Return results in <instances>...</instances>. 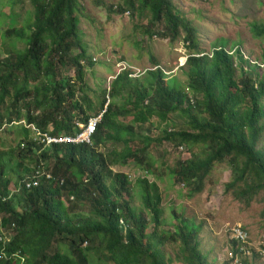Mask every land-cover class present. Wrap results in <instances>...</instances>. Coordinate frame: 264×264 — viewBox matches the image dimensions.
Instances as JSON below:
<instances>
[{
    "label": "trees",
    "instance_id": "16d2710c",
    "mask_svg": "<svg viewBox=\"0 0 264 264\" xmlns=\"http://www.w3.org/2000/svg\"><path fill=\"white\" fill-rule=\"evenodd\" d=\"M8 1L13 8L21 0ZM27 1L32 9L29 23L16 27V15L11 13L5 31V38L24 48L12 50L14 54L6 51L8 56L0 61V127L15 126L11 133L22 141L15 147L16 156L2 155L0 200L9 196L11 182L17 186L22 180H36L38 187L0 202V264H20L15 255H21L25 264H167L161 248L167 242L180 244L182 264H207L199 250L200 226L184 221L173 233L159 231L164 220L157 182L147 176L137 180L145 209L137 212L125 197H131V180L112 168L132 160L150 173L156 164L147 161L153 142H169L183 150L201 148L199 155L177 161L170 172L173 181L187 187L190 196L201 194L214 168L228 162L233 179L226 192L249 206L264 191V148H260L264 75L255 77L257 66L239 48L229 54L226 43L215 47L211 56L200 52L194 29L171 0H123V7L115 8L94 0L109 13L148 17L144 35L149 40L174 43L184 33L189 53L183 70L186 86L164 74L152 59L154 70L137 78L129 71L119 73L108 92L101 90L97 103H92L84 93L85 70L94 62L80 28L84 10L80 0ZM156 25H162V31L154 34L151 27ZM252 31L257 38L264 34L257 26ZM68 65L73 77L59 74ZM101 112L91 145L41 149L26 126L11 125L22 120L51 137H73L80 132L79 123ZM176 113L188 119L187 129L164 130L157 140L149 135L152 118L166 123ZM128 117V123L120 121ZM142 132V146L132 150L130 144ZM109 142L121 150L101 152L99 148H107ZM84 204L86 214L79 208ZM150 225L154 230L147 233ZM6 235L12 238L9 243ZM230 243L238 253V243Z\"/></svg>",
    "mask_w": 264,
    "mask_h": 264
},
{
    "label": "rangeland",
    "instance_id": "374dc122",
    "mask_svg": "<svg viewBox=\"0 0 264 264\" xmlns=\"http://www.w3.org/2000/svg\"><path fill=\"white\" fill-rule=\"evenodd\" d=\"M105 1L114 8L123 7V0ZM80 2L84 9L80 28L84 33L87 53L94 62L91 68L86 67L84 76L88 87L84 93L92 103H97L101 90L108 92L111 82L121 68L126 67L133 75L141 76L145 71L154 69L152 59L157 62L164 74L174 76L182 86L187 85V76L183 72L186 67L182 68L180 65L189 53L188 44L182 40L184 33L180 32L182 38L174 43L155 37L149 40L144 35V30L148 27V17L140 18L132 13H109L106 7H98L94 0ZM171 2L179 15L194 29L200 52L210 55L215 47L226 43L225 49L229 54H233L239 48L245 59L253 66H257L255 77L264 75V34L257 38L252 31L254 26L264 30V0H171ZM31 11L27 0H21L13 8L10 7L8 0H0V61L8 56L6 51L14 54L12 50L24 48V45L17 43L16 40L5 38V31L10 26L8 20L12 16L9 15L11 13L16 15V27L20 28L29 23L32 18ZM151 31L154 34L161 32L162 25L151 27ZM59 74L73 77L74 70L68 65L59 71ZM235 75L238 79L239 69ZM191 93L190 96L196 99ZM130 119L131 117H128L120 121L126 124ZM187 122L188 119L181 113L170 115L167 124L152 118L147 124L151 130L149 135L157 140L163 137L164 130L187 129ZM15 130V126L0 127V161L5 158L2 156L5 154L16 156L15 147L22 141L11 133ZM142 136H145V132L141 133L136 142L130 144L132 150L142 146L140 141ZM121 148L122 146H114L109 142L107 148L100 147L99 150L108 153L111 149L120 151ZM260 148H264V135ZM147 152L149 153L147 161L156 162L150 173L132 160H128L123 167L112 168L113 171L129 176L134 188L131 197H125L130 200L137 212L142 210L145 212V209L135 183L140 177L147 176L150 182H157L163 198L164 224L159 231L173 233L181 222H193L200 226L199 250L207 264H234L230 259V253L233 256L235 254L229 240L228 229L240 225L248 233L245 245L248 252L237 256V264H264V191H261L249 206L236 199L232 192H226L225 186L233 179V171L229 163L224 162L214 168L206 181L204 192L190 196L189 189L182 183H175L170 172L177 161L187 160L192 154L199 155L203 152L202 149L194 147L192 150H181L169 142H153ZM6 174L11 175V172ZM14 189L11 185L10 190ZM79 208L84 214L88 212L86 204ZM153 230V225H150L147 233ZM5 240L10 241V237ZM161 248L166 255L167 264H182L179 243L167 242ZM19 263L24 262L21 259Z\"/></svg>",
    "mask_w": 264,
    "mask_h": 264
},
{
    "label": "built area",
    "instance_id": "2783aa9c",
    "mask_svg": "<svg viewBox=\"0 0 264 264\" xmlns=\"http://www.w3.org/2000/svg\"><path fill=\"white\" fill-rule=\"evenodd\" d=\"M99 120L100 116L90 119L85 126H79L82 130L80 133H78L77 136L74 137H51L48 134H44L43 132L39 131L37 128L32 127V130L34 132L33 139L38 143V145L42 146L43 148H48L53 145H74L83 142L89 143L90 138L95 132L97 124L99 123ZM181 150H183L182 147ZM46 179H50V176L47 175ZM37 184L38 182L34 180L31 184L26 185V189L29 190L31 186L37 187ZM228 234L229 240H234L238 243V253H236L234 256L232 255V253H230V259L232 260V263L234 262V264H237V256L239 255V253L243 255L247 254L248 252L245 248L248 240V233L242 226L235 225L228 229Z\"/></svg>",
    "mask_w": 264,
    "mask_h": 264
},
{
    "label": "clouds",
    "instance_id": "9594fccd",
    "mask_svg": "<svg viewBox=\"0 0 264 264\" xmlns=\"http://www.w3.org/2000/svg\"><path fill=\"white\" fill-rule=\"evenodd\" d=\"M229 53V52H228ZM211 56V55H210ZM187 58H188V54H187V57L184 59V62H182V64H180L181 65V67H183L184 65H185V63H186V60H187ZM127 68L125 67V68H121L118 72H117V75L119 74V73H121V72H124V71H129L130 72V70H126ZM155 69V68H154ZM153 69V70H154ZM149 71V70H148ZM163 71V70H162ZM164 72V71H163ZM131 73V77H135V78H137V76L138 75H133V73L132 72H130ZM145 73V72H144ZM143 73V74H144ZM142 74V75H143ZM116 75V76H117ZM115 76V77H116ZM168 76V75H167ZM139 77V76H138ZM104 112V111H103ZM103 112H101V113H99L97 116H95V117H98V116H100V120H99V123H100V121H101V117H102V114H103ZM95 117H91V118H89L88 119V121L90 120V119H92V118H95ZM88 121L85 123V124H82V123H79L78 124V127L79 126H85L87 123H88ZM98 123V124H99ZM97 124V125H98ZM11 125H22V126H26V128L27 129H29L30 130V135H31V137H32V139H33V134H34V132H33V130H32V127H34V128H36L35 126H33V125H25V123H24V121H20V122H13ZM30 127H31V129H30ZM80 128V127H79ZM97 128V127H96ZM39 130V129H38ZM81 128H80V132H81ZM96 130V129H95ZM40 131V130H39ZM80 132H78V133H80ZM78 133L75 135V136H77L78 135ZM95 133V132H94ZM93 133V134H94ZM93 136V135H92ZM92 136H91V138H92ZM74 137V136H73ZM91 138H90V142L89 143H78V144H76V145H79V144H87V145H91ZM33 141L36 143V145L38 146V147H40L41 149L43 148L42 146H40V145H38V143L33 139ZM128 176V175H127ZM129 177V176H128ZM47 180V179H46ZM33 182V181H32ZM32 182H29V181H27V180H22L21 182H19V184L17 185V186H15V185H13V184H11L15 189L13 190V191H11L10 190V187L8 188V193H9V196L6 198V200H9V199H12L13 197V195H15V194H18L20 191H22V190H24L27 194H29L30 192H32L35 188H37V187H33V186H31V188L29 189V190H27L26 189V185L27 184H31ZM10 185V186H11ZM28 191V192H27ZM21 196V195H20ZM6 200H0V202H3V203H5V201ZM7 237H9V235H6V238ZM12 238L10 237V240H11ZM5 242H6V240H5ZM10 241H8V242H6V243H9ZM85 246H87V244H85ZM4 257H5V255H4ZM15 257H16V259H19V260H23V264H25V260L23 259V257L20 255V256H18V255H15Z\"/></svg>",
    "mask_w": 264,
    "mask_h": 264
}]
</instances>
